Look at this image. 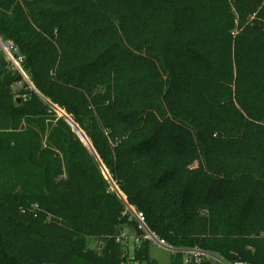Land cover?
Instances as JSON below:
<instances>
[{
  "label": "trees",
  "instance_id": "trees-1",
  "mask_svg": "<svg viewBox=\"0 0 264 264\" xmlns=\"http://www.w3.org/2000/svg\"><path fill=\"white\" fill-rule=\"evenodd\" d=\"M128 205L264 264V0H0V264H158Z\"/></svg>",
  "mask_w": 264,
  "mask_h": 264
},
{
  "label": "built area",
  "instance_id": "built-area-1",
  "mask_svg": "<svg viewBox=\"0 0 264 264\" xmlns=\"http://www.w3.org/2000/svg\"><path fill=\"white\" fill-rule=\"evenodd\" d=\"M19 62H21V59L18 60ZM19 62H17L16 60H14V63L16 64V66L19 67ZM26 78V77H25ZM19 87H22V84H19ZM128 210L134 215V217L136 218L138 225H139V229H141L142 231L145 232V236L146 239L151 241L156 242L159 246L164 247L166 249H168L172 254H177V253H183L185 255L186 261H194V262H202V261H215L218 262L220 264H247V263H243V262H234V263H230L227 262L225 259H223L222 257L218 256L215 253L209 252V251H204L201 250L199 248H175L173 246H170L167 244V242L163 239H160L154 232H152L147 224H146V219L145 216L142 212L140 211H136V209H134L133 207L128 205ZM123 236H125V234H123ZM127 264H140L139 262H128Z\"/></svg>",
  "mask_w": 264,
  "mask_h": 264
},
{
  "label": "rangeland",
  "instance_id": "rangeland-1",
  "mask_svg": "<svg viewBox=\"0 0 264 264\" xmlns=\"http://www.w3.org/2000/svg\"><path fill=\"white\" fill-rule=\"evenodd\" d=\"M54 110H55V108H54ZM55 112L57 113V115L59 117L65 118L68 121V123L70 124L69 118L64 115L65 114L64 112H63L64 114L61 113L60 111H57V110H55ZM72 128L78 134V131L73 126H72ZM78 136L86 144V146L90 149V147L88 146L90 141H88L89 139L86 137V135L84 134L85 140H84V138L82 136H80V135H78ZM101 166H102V164H101ZM102 173H103L104 177L106 178V180L109 181L110 189L117 192L118 188H117L116 184L111 180V176L109 175L107 170L106 171L104 170L103 166H102ZM126 232L129 235L128 241L130 243V246L132 247L131 250H133V247H135L136 244L137 245H138V243L140 244V241L137 242L135 237H140L141 239L143 238L144 240L146 239V236H145L144 233H140L139 234V233H136L135 231H128V230H126ZM101 245H102V241H100V240H98L96 238H89L88 239V246L91 249L96 250L97 252L101 251V249H100ZM150 256H151L152 259L156 260L158 262V264H170V261H171V252L168 249L159 246L154 241H152L151 246H150Z\"/></svg>",
  "mask_w": 264,
  "mask_h": 264
},
{
  "label": "water",
  "instance_id": "water-1",
  "mask_svg": "<svg viewBox=\"0 0 264 264\" xmlns=\"http://www.w3.org/2000/svg\"><path fill=\"white\" fill-rule=\"evenodd\" d=\"M54 108H55V110L60 111L61 113H63V111H62L61 109H59V108H57V107H54ZM63 114H64V113H63ZM64 115H65L66 117L69 118V122H70L71 126H73L74 128H76V130L78 131V135L82 136V137L84 138V140H85V136H84V133L82 132V130H80V128H79L77 125H75V123L73 122V120H72L69 116H67L66 114H64ZM88 146H89L90 149L95 153V151H94L92 145H91V144H88ZM102 166H103V165H102ZM103 167H104V166H103ZM104 170L106 171L105 167H104Z\"/></svg>",
  "mask_w": 264,
  "mask_h": 264
}]
</instances>
